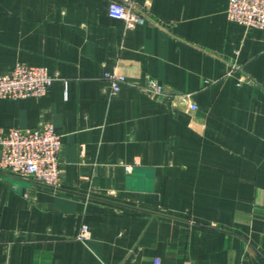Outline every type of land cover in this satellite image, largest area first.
Masks as SVG:
<instances>
[{
    "label": "crops",
    "instance_id": "1",
    "mask_svg": "<svg viewBox=\"0 0 264 264\" xmlns=\"http://www.w3.org/2000/svg\"><path fill=\"white\" fill-rule=\"evenodd\" d=\"M134 1L148 20L128 28L108 0H0V73L58 76L0 98V135L61 136L58 186L0 170V262L264 264V30L228 0Z\"/></svg>",
    "mask_w": 264,
    "mask_h": 264
},
{
    "label": "built area",
    "instance_id": "2",
    "mask_svg": "<svg viewBox=\"0 0 264 264\" xmlns=\"http://www.w3.org/2000/svg\"><path fill=\"white\" fill-rule=\"evenodd\" d=\"M107 13L111 18L122 20L128 28L148 20L145 10L134 0H108ZM226 16L230 22L246 29L264 30V0H228ZM103 77L112 93L118 92L120 84L127 81L125 75L114 71H105ZM57 78L46 66L17 62L11 70L0 73V98L42 96ZM145 89L155 95L164 92L163 84L157 79H151ZM189 109L194 111L196 105L189 103ZM60 148L61 136L51 122H44L36 128L10 127L0 135V170L58 186L61 177ZM125 168L131 170L128 165ZM77 237L80 240L89 237L86 224L81 226Z\"/></svg>",
    "mask_w": 264,
    "mask_h": 264
}]
</instances>
